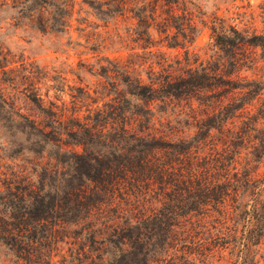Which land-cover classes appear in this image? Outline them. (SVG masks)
<instances>
[{
    "label": "trees",
    "instance_id": "1",
    "mask_svg": "<svg viewBox=\"0 0 264 264\" xmlns=\"http://www.w3.org/2000/svg\"><path fill=\"white\" fill-rule=\"evenodd\" d=\"M70 1L0 0V9L36 15L39 32L62 34ZM193 1L93 7L98 15L131 14L136 25L118 40L144 50L165 43L183 49L182 59L159 51L104 58L87 70L104 81L101 90L92 97L67 86L69 105L47 100L50 89L64 94L61 76L40 94L42 69L24 75L13 95L0 90L7 133L23 137L32 156L0 189L4 264H258L264 80L236 76L255 65L264 35L215 16L208 58L199 61L189 48L199 36ZM22 96L36 115L22 113ZM98 99L105 102L91 108Z\"/></svg>",
    "mask_w": 264,
    "mask_h": 264
},
{
    "label": "rangeland",
    "instance_id": "2",
    "mask_svg": "<svg viewBox=\"0 0 264 264\" xmlns=\"http://www.w3.org/2000/svg\"><path fill=\"white\" fill-rule=\"evenodd\" d=\"M102 0H71L69 2V29L62 34L52 32L41 33L38 27V17L19 18L15 12L0 9V90L13 95L22 83L24 75H30L29 71L34 68L48 72L45 79H40V94H44L48 87L56 85L49 81L51 77L59 76L65 79L66 86L64 94L49 90L47 100L54 101L58 98L61 102L69 105L70 94L67 86L86 88L92 97L94 92H99L104 81L91 73L88 68L93 67L95 71L97 63L104 62V58L122 59L136 53L144 55L149 51L163 52L169 60L174 56L183 58L184 50H169L165 43L153 44L150 49H142L144 44H135L130 41H120L118 36H125L127 29L136 25L131 14L125 12L123 15H98L93 7H98L94 2ZM142 2V0H137ZM10 3V2H8ZM131 2H128L129 5ZM130 6V5H129ZM189 10L194 16V22L199 30V36L190 46V52L195 54L199 61L208 58L206 45L210 39V20L217 16L228 23L235 25L239 30H248L250 33L264 35V0H195L189 5ZM47 16H42L45 20ZM158 41V38H155ZM189 46V45H188ZM254 51L255 65L243 69L236 76L238 80H264V49L256 48ZM83 66L86 67L83 69ZM24 95H28L25 92ZM20 103L22 113L34 116L37 113L34 108L24 101ZM105 100L98 99L96 103H90L91 108L101 106ZM85 108L79 111L83 114ZM10 114L0 110V189L4 183V175H9L16 167L26 164L32 156L23 148L28 145L24 143L21 136L11 137L8 135ZM19 152V153H17ZM14 154V155H12ZM11 156V157H9ZM41 162V161H40ZM258 177H264V163L256 171ZM66 254V247L61 246ZM62 252L60 253L63 254ZM6 260V261H5ZM55 261H60L56 257ZM228 260V256H227ZM255 261L264 264V242L257 252ZM7 263L0 250V264ZM214 264H229L228 262H216Z\"/></svg>",
    "mask_w": 264,
    "mask_h": 264
}]
</instances>
